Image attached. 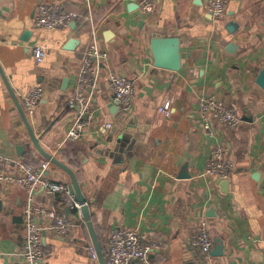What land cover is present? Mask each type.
Returning a JSON list of instances; mask_svg holds the SVG:
<instances>
[{
    "label": "crops",
    "instance_id": "1",
    "mask_svg": "<svg viewBox=\"0 0 264 264\" xmlns=\"http://www.w3.org/2000/svg\"><path fill=\"white\" fill-rule=\"evenodd\" d=\"M142 1L91 0L109 57L86 89L93 125L81 140L64 142L74 120L68 102L90 37L87 4L0 0V155L36 168L55 160L46 177L82 191L100 248L85 218L39 188L34 204L72 224L61 236L51 219H38L43 264H106L117 229H136L154 244L152 264H264V89L257 83L264 68V0H228L222 19L209 13V0H151L156 8L148 14ZM41 4L82 18L65 29L38 28ZM167 38L180 40L179 70L155 66L152 42ZM71 39L79 40L74 50L66 48ZM36 46L47 48L42 62ZM109 72L134 81L129 112L114 101ZM36 86L43 96L30 115L23 99ZM205 96L235 110L241 123L232 128L213 121L209 137L199 112ZM164 106L168 115L160 112ZM219 145L234 168L222 182L205 175ZM27 198L18 186L0 195V264H26ZM204 222L213 249L222 240L223 256L205 259L193 245Z\"/></svg>",
    "mask_w": 264,
    "mask_h": 264
},
{
    "label": "built area",
    "instance_id": "2",
    "mask_svg": "<svg viewBox=\"0 0 264 264\" xmlns=\"http://www.w3.org/2000/svg\"><path fill=\"white\" fill-rule=\"evenodd\" d=\"M84 2L88 7V14L84 16L91 24L90 37L87 49L81 63L78 75L77 87L68 105L74 114L71 129L64 142L79 141L95 121V114L91 107V100L86 95V89L92 80L99 77L103 64L109 54L101 47L99 26L95 23L91 9V0H76ZM228 0H209L208 11L216 19L225 17ZM156 5L151 0H143L141 10L144 14L152 13ZM82 15L76 11L63 10L59 5L41 4L34 18V25L46 30H59L69 28L74 22L79 21ZM47 48L36 46L33 53L38 62H42ZM108 82L113 93V98L120 110L129 112L136 96V87L132 79L109 72ZM43 96L41 86L29 90L24 96L23 104L26 112L34 114L37 105ZM163 114H169L168 106L160 108ZM199 112L204 123V128L209 137H214L215 132L212 122L215 121L228 127L235 128L241 123L239 114L226 106L216 96H205L199 101ZM107 129H113V124L104 125ZM52 159L44 162L40 167L27 165L0 155V195H5L11 188L18 186L28 193L27 203L24 208V224L26 228V241L23 257L26 264H43L45 250L43 247L42 227L38 219H51L54 229L61 236H67L72 230V224L57 212L45 210L34 204V193L39 188L57 196L62 203L77 212L82 218L83 208H89V201L82 191L74 190L63 183L53 182L46 177V171L52 163ZM233 164L229 162L226 150L219 145L212 152L211 159L205 175L229 180L233 175ZM82 196V197H81ZM206 258L211 257L214 241L211 237L209 226L202 223L199 234L193 244ZM156 246L145 242V237L138 230L117 229L109 237L108 254L106 264H152L150 255ZM94 259L98 258L95 249H92Z\"/></svg>",
    "mask_w": 264,
    "mask_h": 264
},
{
    "label": "water",
    "instance_id": "3",
    "mask_svg": "<svg viewBox=\"0 0 264 264\" xmlns=\"http://www.w3.org/2000/svg\"><path fill=\"white\" fill-rule=\"evenodd\" d=\"M72 26H76V23L74 22ZM235 25L231 24L229 27L230 31L234 28ZM79 40L71 39L66 48L68 50H74L78 44ZM180 40L178 39H154L152 42V52L155 59V66L161 67V68H168L172 70H179L181 67V54H180ZM65 83H67V80H65ZM257 83L264 89V68L261 70L257 77ZM55 161V160H53ZM220 182H222V179H220ZM219 182V183H220ZM222 184L227 185V182H223ZM70 190L72 193H74L73 186L70 187ZM77 191L79 192L80 189L77 188ZM82 197V196H81ZM84 218L86 219L89 229L91 230V234L93 237V241L96 245V248L98 249L100 253V248L97 242V238L93 229V226L91 224V216L89 212V208H83L82 210ZM217 245L211 252L214 256H223V248L224 244L222 243L221 239L216 240ZM101 257V255H100Z\"/></svg>",
    "mask_w": 264,
    "mask_h": 264
}]
</instances>
